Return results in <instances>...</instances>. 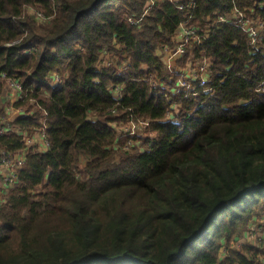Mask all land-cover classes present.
<instances>
[{
  "label": "trees",
  "instance_id": "trees-1",
  "mask_svg": "<svg viewBox=\"0 0 264 264\" xmlns=\"http://www.w3.org/2000/svg\"><path fill=\"white\" fill-rule=\"evenodd\" d=\"M182 2L0 0V116L17 79L23 94L9 105L24 116L10 127L49 144L26 154L0 205V264H264V241L236 245L264 207V37L251 46L221 23L193 45L211 60V96L167 90L178 76L168 83L160 56L182 23L202 29L233 11L264 22V0ZM139 120L155 135L149 149L114 161L126 141L115 127ZM25 148L0 135V152Z\"/></svg>",
  "mask_w": 264,
  "mask_h": 264
},
{
  "label": "built area",
  "instance_id": "built-area-1",
  "mask_svg": "<svg viewBox=\"0 0 264 264\" xmlns=\"http://www.w3.org/2000/svg\"><path fill=\"white\" fill-rule=\"evenodd\" d=\"M148 1V0H147ZM178 4V7L180 9L183 8V2L182 0H173ZM190 4H193L194 0H188ZM151 3L147 4V10L146 12L151 8ZM37 20H43L44 16L42 13L35 12L34 15ZM128 20L132 23L140 27V20L134 18L133 16H128ZM236 22L237 25L246 32L248 36V42L251 46L255 45L256 43L260 42L261 39L264 37V22L260 20V18L252 19L247 17L244 13L240 11H233L229 14L222 15L219 17H216L214 20H212L210 23H207L204 28H199L193 24L188 23H182L178 27V29L175 31L173 41L174 46L173 47H164L160 53V56L162 52H164L165 55L170 54L173 52L176 57V59L181 60L186 52V47H189V56L184 63L183 68L180 71V77L178 78L176 84L174 86H170L167 88V90L171 91L174 94H186L197 96L198 95V89H200L204 94L206 95H213L214 93V86L212 85V68H211V60L209 57L205 55V51L201 49L198 53V55L195 54L196 47H193V45H197V47H201L203 41L208 40V38L211 36L213 29L218 24L221 23H234ZM202 48V47H201ZM163 56V54H162ZM108 59L105 58V60H101L99 63L100 67H108V66H116L117 65V57L113 61H107ZM127 63H124L122 66L119 67V69H124L126 67ZM51 76L53 78L51 79V84L54 88H58L61 86L62 82L60 78L54 74L51 73ZM5 73H0V80L5 78ZM169 81V83H171ZM9 90L3 95V108H4V115L0 116V135L8 134L16 132L19 135L22 136L23 141L26 145V149L22 152H18L16 154H9L5 152H0V205L5 203L6 196L10 189H12L17 181V172L22 167L26 154L31 150H37V151H45L49 144L42 132H39V134L35 136H27L25 132L15 130L10 127V122L6 118L9 116L12 119L20 118L24 116V112L22 109H11L8 106H4L5 100H11V103H13L15 100L21 99L23 94V89L21 84L17 79H9ZM257 91L259 93H264V78L262 79V82L258 84ZM113 97L116 101H119L121 98V93L119 88H115L113 91ZM171 113H169L167 116H169ZM10 120V121H11ZM139 121H145L148 123V120H139ZM138 121V122H139ZM132 123L137 122H131L128 121L120 126L118 128L121 129L123 132H129V128H131ZM115 129H117L115 127ZM38 145L36 148L35 146ZM128 148L125 147V150ZM117 150V149H116ZM264 228V225L262 226ZM250 228V227H248ZM262 230V229H261ZM264 231V229H263ZM251 234L253 236L257 235L256 231H252ZM260 241H264V239H258L257 243ZM245 243V242H242ZM241 243V244H242ZM249 245H256V244H250Z\"/></svg>",
  "mask_w": 264,
  "mask_h": 264
},
{
  "label": "rangeland",
  "instance_id": "rangeland-1",
  "mask_svg": "<svg viewBox=\"0 0 264 264\" xmlns=\"http://www.w3.org/2000/svg\"><path fill=\"white\" fill-rule=\"evenodd\" d=\"M35 12H40L42 13L43 11H37L36 9H26V13L29 16H33ZM163 54V56H162ZM161 57L163 58V60L168 61L169 59H167L166 57H169L171 59V61H173V57H174V53L171 52L168 55H165L164 52H162ZM11 103V100H5L4 102V106H8L11 108V105L13 103H11V105H9ZM13 110V108H11ZM8 120V122H12L14 119L11 120V117L9 116L8 118H6ZM16 119V118H15ZM11 120V121H10ZM148 123L145 121H139L137 123H132L131 128H129V132H123L121 131L120 128L117 127V129L115 130L116 132V136H117V140L120 142L122 140H126L125 144H123V147H119L118 145H116V155L114 160L115 161H119L120 158L123 157V155L125 154L126 151H129V149H137L139 152H142V146L145 143V140H150L153 141L155 138L154 133H151L148 131ZM15 130L20 131L18 128H13ZM24 132V131H22ZM27 134V136H37L39 134L38 131L36 132H32L31 134H29L28 132H25ZM38 145L35 146V148ZM125 147L128 148L127 150H125ZM26 149V148H25ZM24 149V150H25ZM32 150V148H31ZM34 150V149H33ZM81 175L83 177H85L83 171L81 172ZM257 216L256 218H253V221H250L249 224L245 227L244 229V236L242 237L241 240H239L236 245L241 244L242 242H245V244L250 243V244H257L258 239H264V231H263V225H264V207H262V204L259 205V207H257ZM250 227V228H248ZM262 229V230H261ZM256 231L257 235L253 236L251 234L252 231ZM259 244V243H258ZM235 245H233L234 247Z\"/></svg>",
  "mask_w": 264,
  "mask_h": 264
},
{
  "label": "crops",
  "instance_id": "crops-1",
  "mask_svg": "<svg viewBox=\"0 0 264 264\" xmlns=\"http://www.w3.org/2000/svg\"><path fill=\"white\" fill-rule=\"evenodd\" d=\"M162 58V57H161ZM167 59H169L168 61H165L163 60L162 58V61L164 62L165 64V67H166V71L168 72V83L169 81H171L172 79H174V74L178 76V78L180 77V71L181 69L183 68V66L180 64V61L182 60H179V59H176V57H173V61H171V59L169 57H166ZM179 61V63H178ZM178 80V79H177ZM173 108L177 111L178 108H180V105L179 104H174L173 105ZM174 114L173 112L167 117V119H170V120H176L173 118ZM117 128V127H116ZM116 130V129H115ZM149 146H150V143H147L142 146V152L143 151H146L149 149ZM117 151V150H116ZM115 161V160H114ZM118 162V161H116ZM85 176V175H84ZM83 177V176H82ZM84 178V177H83ZM85 179H86V176H85Z\"/></svg>",
  "mask_w": 264,
  "mask_h": 264
}]
</instances>
